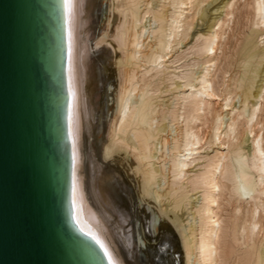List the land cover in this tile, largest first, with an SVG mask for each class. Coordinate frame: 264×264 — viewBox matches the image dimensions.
<instances>
[{
    "label": "bare ground",
    "instance_id": "bare-ground-1",
    "mask_svg": "<svg viewBox=\"0 0 264 264\" xmlns=\"http://www.w3.org/2000/svg\"><path fill=\"white\" fill-rule=\"evenodd\" d=\"M167 1L171 12L164 5L153 10L149 0L50 2L56 21L52 44L60 99L59 147L68 176L64 200L68 226L96 264H264V227L260 225L264 218V137L254 132L264 115V64L256 74L258 90L253 97L258 101L250 105V83L245 77L257 54L247 41L240 50L244 71L234 82L240 105L231 107L228 84L222 80L225 102L216 110L209 100L220 99L214 87L220 72L217 51L221 52L220 38L233 14L230 0L221 7L225 8L222 17H218L220 0L206 5V0ZM251 2L253 26L262 30L264 0ZM187 15L191 21L198 17L207 31L195 37L200 42L197 55L203 59L198 67L175 68L182 73L178 79L185 81L181 87L189 90L177 98L183 109L177 113L165 101H153L150 81L164 76L165 52L178 32L187 35L191 26ZM166 118L169 122L162 125ZM181 118L183 128L169 124ZM201 118L204 124L209 122L212 138L219 141L211 157L197 156L202 143L193 125ZM224 149L225 153L220 151ZM184 181L191 193H182V199L200 192L203 200L192 213L198 220V234L192 237L184 234L175 217H170L172 213L164 215L165 207L156 205L161 196L183 188ZM160 182L167 187L163 195L153 190ZM226 188L237 205L233 220L222 227L220 196ZM142 202L151 203L155 212L143 214ZM241 204L245 206L238 217ZM163 215L166 219H161ZM156 217L160 219L157 224ZM147 228L155 234L153 244L146 245ZM228 236L235 243L238 237L244 241L234 261L231 255L236 247L233 250L226 241ZM178 245L180 257L175 250Z\"/></svg>",
    "mask_w": 264,
    "mask_h": 264
},
{
    "label": "water",
    "instance_id": "water-1",
    "mask_svg": "<svg viewBox=\"0 0 264 264\" xmlns=\"http://www.w3.org/2000/svg\"><path fill=\"white\" fill-rule=\"evenodd\" d=\"M51 0H0V264H96L64 211Z\"/></svg>",
    "mask_w": 264,
    "mask_h": 264
},
{
    "label": "rangeland",
    "instance_id": "rangeland-1",
    "mask_svg": "<svg viewBox=\"0 0 264 264\" xmlns=\"http://www.w3.org/2000/svg\"><path fill=\"white\" fill-rule=\"evenodd\" d=\"M161 1L162 0H149V2L151 3V6H152V9L153 10H161V7L164 5V6H167L166 8H169V11L171 12L172 9H171V7H169V4H168L169 1H167V0H163L162 2ZM209 1L210 0H206V2L204 3V5H206V3L209 2ZM226 1H228V0H220V3H219L220 6L219 5L218 6L220 7L221 14L218 17H222V15H224L225 8H221V7L224 6V3ZM232 1L233 0H230L229 2L231 4V10H232L233 14H232V17L230 16L229 19H228V21L230 20V22H227L226 23V25L228 27L226 25L224 27L225 30H223V35L221 36L222 40L220 38V41H221V52L218 50L219 51V53H218V51H217V57H218L217 65H218V69L220 70V72L218 73V77H217L218 78L217 79L218 80L217 83L220 86H218L216 84L214 87L216 89L217 94L219 95V98H220L219 99V102L220 103L218 102V99H214V100L213 99H210L209 100L211 103L214 104V108L216 110H219V105H221V104H223L225 102L224 101V96H225L224 93H226V92L229 93V94L226 95V97L227 96L230 97L229 103L231 104V107L232 106H235L236 108H238L237 106L240 105V102H239L240 101V98L238 97L237 91L235 89L236 84L234 82L239 77H241V75H242V73L244 71L243 66H242L243 63H242V59H241V55H240V50L247 43V41H251L252 42V45L253 46H252L251 51L252 52H255V54H257V56L255 57V59L251 62V65L248 67V69H250V72L247 73L246 74V77H245L247 79L248 83H250V86H249V93L251 94V98L249 99L250 105L253 102H257L258 101L257 98H254L253 97V95L258 90V86H256V85H258V83H257L258 77L256 76V74H257V70L260 69L263 66V64H264V40H263L264 39V29L259 30L255 26H253V23H254V13H253V11H251L252 10V6H253V3L252 2L249 3L252 0H234L233 2ZM145 3L146 2H144V4ZM220 10H219V12H220ZM169 11L167 13H170ZM188 16L189 15H187V17ZM249 20H250V23H249ZM252 20H253V22H252ZM187 22L188 23H191L190 29L188 30L189 32L187 31V35H185L183 32H178V36L172 42L173 44L171 46V49L168 50L169 52L168 51L165 52L167 54V55L165 54L166 61L161 66V69L162 70H165L166 69V71H164L165 74H163L165 77L164 76H161V75H160L161 77L160 76H158V77L156 76V77L152 78L151 81H150V86H151L150 87V90H151L150 92H153L154 93L153 101H156V103H159V104H162V101H165L166 102L165 105L167 104V106L175 107V111H177V113L183 112L182 111L183 109H181V104H179L177 98H179V95L181 93L187 94L189 92V90L186 91L185 88H182L181 87V86H183L185 84V81L183 79L181 80L180 78L178 79V77H181L182 76V73H180L178 71L179 72V74H178L177 71H175V68L185 69V67L187 68L188 66H189L188 68H190L191 65L193 66L192 69L193 68L195 69V68L198 67L197 66L198 65L197 63L198 62H201L203 59H202V57H200V56L197 55L196 46L200 42L196 41V38L195 37H196L197 34L198 35H200V34H206V31H207V28L204 25H200L201 22L199 21V18L198 17H196L193 21H191V16H189V19L187 20ZM178 42H180V43H178ZM195 42H196V44H194ZM104 46H105L104 44H101V47L104 48ZM97 55H100V53H98ZM113 56H115V54H113ZM146 66H147V69H149L148 68V65H146ZM163 67H165V68H163ZM170 70H171V73H170ZM142 73L143 72H140L138 74V76H140ZM184 73H187V71H184ZM160 78H164L165 80L164 79L163 80H160ZM173 79H175V80H173ZM178 80H181V81H178ZM222 80H224V82H223L224 85H225V83L228 84V90L229 91L228 90L226 92L223 91L224 88H225V86L221 84V81ZM183 81H184V83H183ZM171 86H172L173 89L171 88ZM245 88H246V86H245ZM219 89H222V90H219ZM160 100H162V101H160ZM168 122H169V119L166 118V120L165 121H162L161 124L162 125H166ZM172 123L174 125L173 128L176 127V128H179V129L183 128V126L185 125L184 124L185 122H184V119L183 118L179 119L177 122L174 121V122H171L169 124L172 125ZM193 126L196 128V130L198 132V135H199V138H200V142L202 143L200 145L202 147V151H200V153L197 154V156H199V155L201 156L202 155V156L211 157L213 154H215L216 151H218L217 150V147H218L219 141H217L214 138H212L209 122L207 124H204V121L201 118V120L195 121V123H194ZM261 127H263L262 130H261ZM239 131L241 132V135H242L241 138L243 139L245 137V134L243 132V126L239 125ZM254 132L255 133H261L262 132L263 137H264V115L260 116V118H259V125L255 126ZM222 138L223 137H221V139ZM205 141H207V142H205ZM247 144L248 143H246V142L243 144L244 148H246ZM220 151H222L223 153H225L226 149L220 150ZM157 165H159V164L156 163V166ZM166 167H167V165H165V168ZM190 175H192V174H190ZM162 182H160V186L158 188H157V184L154 185V188H153L154 191L157 190L160 194H162V192L167 188L166 185H163L164 182H163V184H162ZM183 183H184L183 188L182 187H178L176 193H175V191H173L172 193H169V195H167V196L166 195L164 196L163 195L164 193H163L162 194L163 196H161L157 200L156 205L157 206H160L161 209L165 207L164 209H162L164 215H169V214L171 215V213H172L173 215H171V216L169 215V216L170 217L174 216L175 219L178 221V223L184 229V234H187L188 236L191 235L190 237H192V236H194V234H196V233L198 234V232H197L198 231L197 230V227H198L197 226L198 225L197 222H198V220H197L195 214H192V213L195 211V209L199 205L201 206L203 204L202 203L203 200L200 199V194H201L200 192H198L197 194H195L193 196H187L183 200L182 199L183 198V194L182 193L185 192L187 195H190V193H191V192H189V189L190 188L187 187L188 185L185 183V181ZM160 188H163V189H160ZM180 190L183 191V192H180ZM178 193L181 194V195H179ZM170 196H171V198H170ZM190 200H193V201H190ZM177 202L180 203L179 204V207L176 208V209H173V207L175 206V203H177ZM182 202H183V204H182ZM142 203H141V205H140L139 208L143 210L142 211L143 214L151 215L152 212H155V207L151 203H147V202H142ZM187 203H190V204L186 205ZM222 203H224V204L222 205ZM236 205H237L236 201H232V199L231 200L229 199V191L226 188V190H224L221 193V196H220V209H219V214L222 213V214H220L221 215V219L223 221V224L221 225L222 227H224L225 222L228 221V219L233 220V216H234L233 210H234V207ZM240 206H241V208H240L238 214H236V216H238V217L241 216V213L240 212H242V210H244V206L245 205H242L241 204ZM192 209H193V211H192ZM187 211H189V212H187ZM185 214H187V215H185ZM164 215H163V217L161 216V219L162 218L166 219L164 217ZM185 216H187V217H185ZM192 217H193V219H191ZM154 220H155L154 221L155 224H157L160 219L159 218L157 219V217H156ZM263 220H264V218L260 221V225L262 227H264V221ZM146 230H147V232H146V239H145L146 245L147 244H153L152 239L155 237V234H154L153 230H149L148 228ZM190 230L193 231V234L191 233ZM194 231H195V233H194ZM238 238L239 239H238L237 243L233 242L231 240V237L230 236H228V238L226 239V241L230 243V245L233 248V250L236 247L235 248L236 249L235 253L233 255H231L232 256V260L231 261H234V259H236V256L237 255L239 256L238 253H240V251H242L243 248H244V244H243L244 241L240 237H238ZM260 239L261 238L259 236L256 239V241H259ZM156 242H157V240L154 243L156 244ZM179 248H180V245H178V247H176L175 250L177 251L176 253L179 254V257H180V253H178ZM142 249H143V251H145V248L142 247ZM141 253H142V251H141ZM176 253L174 254V256L177 255ZM234 264H236V262H234Z\"/></svg>",
    "mask_w": 264,
    "mask_h": 264
}]
</instances>
